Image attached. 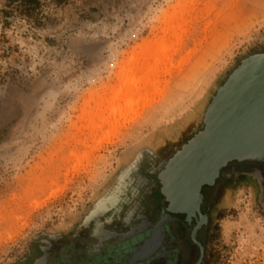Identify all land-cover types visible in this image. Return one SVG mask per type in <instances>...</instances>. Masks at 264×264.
<instances>
[{
    "label": "rangeland",
    "instance_id": "1",
    "mask_svg": "<svg viewBox=\"0 0 264 264\" xmlns=\"http://www.w3.org/2000/svg\"><path fill=\"white\" fill-rule=\"evenodd\" d=\"M159 42L166 51L148 82L114 99L123 67ZM258 52L264 0H0V264L51 239L73 264L119 258L116 241L89 256L87 215L120 200L101 217L122 228L138 208L163 205L156 174ZM203 192L201 264H264L258 180L229 166Z\"/></svg>",
    "mask_w": 264,
    "mask_h": 264
},
{
    "label": "water",
    "instance_id": "2",
    "mask_svg": "<svg viewBox=\"0 0 264 264\" xmlns=\"http://www.w3.org/2000/svg\"><path fill=\"white\" fill-rule=\"evenodd\" d=\"M234 162L264 163V52L240 61L213 96L202 129L160 169L157 179L166 209L160 220L150 223L154 233L137 257L144 258L156 250L161 244L162 226L173 214H182L187 222H197L192 238L200 247L195 264H201L204 246L196 234L208 221V215L202 213L203 189L215 186L223 170ZM104 203L100 202L83 222L87 227L92 223L96 226L95 237L101 244L109 238L123 241L139 232L138 226L122 232L106 229L101 216L112 204L106 202L102 209Z\"/></svg>",
    "mask_w": 264,
    "mask_h": 264
},
{
    "label": "flooded vegetation",
    "instance_id": "3",
    "mask_svg": "<svg viewBox=\"0 0 264 264\" xmlns=\"http://www.w3.org/2000/svg\"><path fill=\"white\" fill-rule=\"evenodd\" d=\"M229 166L236 168L239 176H252L256 178L264 192V163L234 162ZM157 182H159L158 179ZM159 192L160 190L158 191V193ZM205 200L206 195L204 193V201L202 205L203 214H207L203 212ZM119 201L120 200H118L117 203L111 205L108 211L113 208L112 206L117 205ZM162 203L163 205H161L160 202V206L153 210L149 207L138 208L135 213L134 219L128 226L122 228L111 226L108 221H104L101 217L103 226L111 231L122 232L130 230L133 226L139 227V232L136 235L131 236L130 238H127L123 241L117 240L116 238H109L101 244L95 237L97 228L92 223V225L90 226V235L97 239V243L96 245H94L91 251L88 250L89 256L91 254H93L94 256L95 252H97V248L105 246L107 242L111 243L112 241H116L119 242L118 246H126L125 249L122 248L121 250H119L118 253L120 257L118 258L117 256L115 257V255H112L109 257V259L106 258L104 261H102V263L98 264H187L192 257L194 248L197 247L200 252V247L192 238V232L197 224L196 220H193L192 223H189L186 221V215L182 214H173V217L162 226L163 235L161 244L156 250H154L144 258H140V256L137 257L138 252L142 250V247L145 244L146 240L150 238L154 233V228L150 223H156L158 220H160L163 212L166 209L167 203L164 201V199ZM206 224L202 225L197 230L196 234V239L201 242L203 246L204 240L199 236V232L206 226ZM182 229L186 231V235L184 237L181 235ZM80 238H84V236H81L79 238L75 237V239L77 240ZM56 242L57 241L54 239L42 240L38 247L35 250H31V252L25 257V259H23L19 264H73L70 261L73 257V251L71 253L70 249L64 251L57 250L58 245ZM107 252L109 251L107 250ZM96 255H100V253H96ZM100 256L103 257L102 254ZM199 256L197 260L199 259ZM197 260L193 264H195ZM82 264H95V261L93 260L92 262V260H85L82 262Z\"/></svg>",
    "mask_w": 264,
    "mask_h": 264
},
{
    "label": "bare ground",
    "instance_id": "4",
    "mask_svg": "<svg viewBox=\"0 0 264 264\" xmlns=\"http://www.w3.org/2000/svg\"><path fill=\"white\" fill-rule=\"evenodd\" d=\"M165 51H166V46L163 43L159 42L156 45H153L150 47L147 46V47L142 48V52H143V60H142L143 63L142 64L132 66L131 61H133V59H130L129 60L130 62L123 67V71L121 75L122 78H124L123 86L125 88H122V86H118L119 88L113 89L114 99L117 100L118 96L120 94L122 95V93H126L128 95L138 90L140 84L143 81L148 82V80H144V79L151 77V74L160 65L159 62L162 61L160 60V54L164 53ZM138 56H141V55H138ZM151 58L154 59V62H151L150 60Z\"/></svg>",
    "mask_w": 264,
    "mask_h": 264
}]
</instances>
